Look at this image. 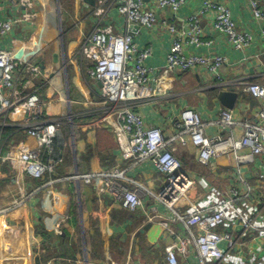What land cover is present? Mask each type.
Wrapping results in <instances>:
<instances>
[{
    "label": "crops",
    "instance_id": "crops-1",
    "mask_svg": "<svg viewBox=\"0 0 264 264\" xmlns=\"http://www.w3.org/2000/svg\"><path fill=\"white\" fill-rule=\"evenodd\" d=\"M145 1L151 5L154 0ZM203 1L188 0L176 13L155 11L157 22L151 29H129L115 9L98 20L94 15L96 0H64V23L60 22V0H0V20L15 23L1 47L14 55L16 83L25 85L27 92L37 93L45 118L62 121L52 152H43L42 156L43 161H57L54 172L32 180L17 163L15 149L37 146L19 126L26 114L16 110L5 119V127L12 131L0 141V199L7 196L0 206L10 213L0 239V264H167L165 247L175 235L184 236L187 232L179 223L169 221L164 229L156 221H149L155 211L162 220L168 217L151 195L161 190L163 179L150 163L126 172V177L151 193H143L142 207L136 211L124 208L122 199L103 196L98 181L85 184L72 179L75 174L96 175L128 166L120 158V137L113 131L112 117L95 111L101 101L100 85L87 76L91 63L79 55V47L94 27L112 25L118 33H132L138 49H150L147 67L161 69L170 51L171 36L159 21L172 20L179 29H187L189 17L201 8ZM215 1L229 8L239 28L252 31L253 43L245 51L232 49L223 35L212 30L210 14L199 23L202 40L210 44L190 46L184 55L225 56L232 65L221 68L220 73L227 79L242 76L249 82L263 83L264 46L246 0ZM261 5L264 8V0ZM245 57H249L248 61H243ZM212 86L211 79L202 80L195 71L178 73L166 83L163 99L143 101L136 111L146 123L159 126L163 135L169 136L185 108L197 111L203 119L218 117L224 109L217 101V93L222 90ZM234 92L238 97L231 111L233 116L252 119L260 102ZM87 111L91 113L83 116ZM213 130L209 128L208 132L213 134ZM66 141L71 146L69 154L64 153ZM175 155L201 187L193 185L189 190L191 203L204 207L231 199L249 222L264 227V154L247 163H238L233 156H218L204 166L198 162L195 148L187 143L176 146ZM119 181L129 191L135 187ZM233 191L238 192L236 198H232ZM180 208L185 210L187 205L180 203ZM229 215L236 248L219 264H264L259 239L254 233L244 234L247 222L245 225L233 213ZM178 264L201 263L196 250L190 247L188 256L180 258Z\"/></svg>",
    "mask_w": 264,
    "mask_h": 264
},
{
    "label": "built area",
    "instance_id": "built-area-1",
    "mask_svg": "<svg viewBox=\"0 0 264 264\" xmlns=\"http://www.w3.org/2000/svg\"><path fill=\"white\" fill-rule=\"evenodd\" d=\"M262 1L246 0L252 22L259 26L264 46ZM187 2L154 0L150 5L145 0H96L94 15L102 21L108 10L115 9L128 23L129 29L131 25L151 29L157 22L155 11L176 13ZM210 14L213 15L212 30L223 35L232 49L245 51L253 43L252 31L239 28L226 5L204 0L201 8L189 17L187 29H179L172 20L159 21L162 29L171 36L170 51L161 69L147 67L145 62L151 55L150 49H138L132 33H118L112 25L94 27L79 47V55L91 63L86 69L87 76L100 85L101 101L95 111L112 117L113 131L120 137V158L128 166L121 171L115 169L96 175L75 174L72 179L85 184L98 181L103 196L122 199L124 208L136 211L142 207L143 193H151L143 191L141 185L126 177V172L143 163H150L163 179L161 190L151 195L158 206L164 207L168 217L162 220L155 211L149 221H156L164 229L168 228L169 221L179 223L187 232L184 236L175 235L174 241L165 247L167 264H178L180 258L188 256L190 247L196 250L201 264L222 263L225 256L236 248L233 230L230 229L234 224L229 222V213H233L238 221H244L245 225L247 222L244 234L254 233L264 253V227H256L249 222L243 210L238 211L231 199L204 207L190 202L189 190L193 185L201 187L175 155V147L187 143L195 148L198 162L204 166L218 156H233L238 163H247L264 154V81L253 83L242 76L227 79L220 73L221 68L232 65L225 56L184 55L185 49L190 46L198 48L210 44L202 40L199 27L201 19ZM14 24V21L0 20V135L9 115L16 110L26 114L19 126L27 137L36 141L37 146L34 149L15 147L17 163L27 177L40 180L53 173L58 164L50 159L43 161L42 156L43 152L46 155L52 152L61 121L45 118L43 103L37 93L27 92L25 85L18 86L15 81L17 64L14 55L1 47L2 40L12 31ZM248 59L245 57L243 61ZM190 71L200 74L202 80L211 79L213 88L249 95L260 102L259 109L252 119H236L231 110L224 108L215 120H207L197 111L185 108L174 123V132L164 136L161 128L146 123L136 108L143 101L163 99L168 80L178 73ZM209 128L214 129L213 134L208 132ZM119 180L133 184L134 189L127 190ZM237 196L238 192L233 191L232 198ZM180 203L187 205V209H178ZM9 213L8 208L0 206V239L6 230L3 224Z\"/></svg>",
    "mask_w": 264,
    "mask_h": 264
},
{
    "label": "water",
    "instance_id": "water-1",
    "mask_svg": "<svg viewBox=\"0 0 264 264\" xmlns=\"http://www.w3.org/2000/svg\"><path fill=\"white\" fill-rule=\"evenodd\" d=\"M138 25H131V29H137ZM237 93H235L233 90L229 91H219L217 93V101L218 103L225 109L233 110L234 106L237 101Z\"/></svg>",
    "mask_w": 264,
    "mask_h": 264
},
{
    "label": "rangeland",
    "instance_id": "rangeland-1",
    "mask_svg": "<svg viewBox=\"0 0 264 264\" xmlns=\"http://www.w3.org/2000/svg\"><path fill=\"white\" fill-rule=\"evenodd\" d=\"M53 3H54V1H53ZM65 2H64V0L62 1V0H60V22H62V23H64V21H65V19H66V15H65ZM55 22H57L56 21V18H55ZM57 31V29H55L54 30V33ZM91 112L90 111H87L85 114H83V116L84 115H87V114H90ZM61 123H62V121H61ZM70 140V136L67 138V140ZM64 146H65V148H66V150H64V153L66 152V153H68L69 154V149H70V143H69V141H66V142H64ZM70 146V147H69ZM6 198H7V196L5 195L3 198L1 197V199H0V201L1 202H4L5 200H6ZM2 200H4V201H2Z\"/></svg>",
    "mask_w": 264,
    "mask_h": 264
},
{
    "label": "trees",
    "instance_id": "trees-1",
    "mask_svg": "<svg viewBox=\"0 0 264 264\" xmlns=\"http://www.w3.org/2000/svg\"><path fill=\"white\" fill-rule=\"evenodd\" d=\"M216 91H212V94H215ZM12 131V129H10V127H3L1 130V135H0V141H2L4 139V137L9 134Z\"/></svg>",
    "mask_w": 264,
    "mask_h": 264
}]
</instances>
